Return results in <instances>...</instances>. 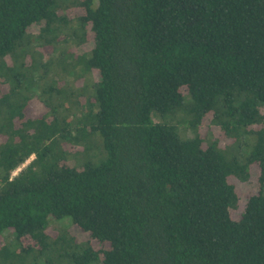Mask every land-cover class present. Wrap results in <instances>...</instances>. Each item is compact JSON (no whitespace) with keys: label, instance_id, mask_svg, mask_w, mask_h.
Returning a JSON list of instances; mask_svg holds the SVG:
<instances>
[{"label":"trees","instance_id":"obj_1","mask_svg":"<svg viewBox=\"0 0 264 264\" xmlns=\"http://www.w3.org/2000/svg\"><path fill=\"white\" fill-rule=\"evenodd\" d=\"M0 239L264 264V0H0Z\"/></svg>","mask_w":264,"mask_h":264},{"label":"rangeland","instance_id":"obj_2","mask_svg":"<svg viewBox=\"0 0 264 264\" xmlns=\"http://www.w3.org/2000/svg\"><path fill=\"white\" fill-rule=\"evenodd\" d=\"M86 50H87V48H86ZM74 51L77 52V50H74ZM157 121H158V117L153 114V122H157ZM74 231H75V229H74ZM1 243H2V240L0 239V244Z\"/></svg>","mask_w":264,"mask_h":264}]
</instances>
